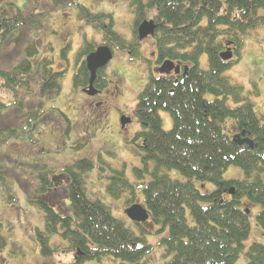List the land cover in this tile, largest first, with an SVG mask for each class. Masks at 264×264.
Returning a JSON list of instances; mask_svg holds the SVG:
<instances>
[{
	"label": "trees",
	"instance_id": "16d2710c",
	"mask_svg": "<svg viewBox=\"0 0 264 264\" xmlns=\"http://www.w3.org/2000/svg\"><path fill=\"white\" fill-rule=\"evenodd\" d=\"M0 1L7 4L5 0ZM131 2L135 21L132 38H127L113 27L112 14H94L85 7L81 12L90 24L102 30L104 44L114 52L117 49L129 51L131 59H138L141 58L138 51L139 25L148 17L147 10L155 9L159 61L169 58L189 64L190 68L184 80L181 81V77L175 84V78L157 77L148 67L147 83L137 103V114L143 129L132 139L135 144L138 143L136 153L141 155L145 166L134 167L136 182H132L123 170L106 164L112 174L107 191L113 198L124 197L125 206L138 201V195H141L152 224L161 223L169 228V234L161 239L163 255L169 256L165 264H236L251 232L252 213L248 214L247 210L254 205L260 206L256 220L264 229V124L256 116L255 103L244 86L225 74L231 66L222 60L220 53L231 44L239 57L246 33L264 24V0ZM4 9L2 5L0 13ZM2 15L6 16L3 12ZM6 17L0 21L4 31L0 33V52L11 34L9 32L18 26L17 21L22 25L27 21L42 25L44 15L33 12L23 15L18 11V14ZM106 22L110 23L105 25ZM96 46L94 41L86 40L79 47L77 69L73 75L76 89L89 82L90 70L85 58ZM69 47L70 44L66 43L61 48L63 58H66ZM51 49L54 50L52 46ZM203 54L208 57L207 69L200 65ZM54 62L55 57L46 58L39 54L33 40L26 48V55L13 68H0V93L3 91L8 95L1 97L0 109L12 98H18L14 101L21 106L14 109L11 124L0 128V149L6 141L11 138L17 140L25 132L20 127V120L21 113L27 110L30 111L25 116L26 122L33 125L28 132V140H39L44 144L42 136L47 131L70 138L72 128L81 120L85 127L83 133L77 135L76 148L88 145L86 138H90V133L85 131L100 121V114L94 113L96 111L88 106L82 107L84 97L81 105L77 104L76 108L71 105L75 108L74 112H79L74 121L75 113L70 116L65 105L57 104L54 98L43 99L45 96H56L62 89L66 68L56 71ZM106 77L105 70L100 69L96 86ZM208 94L214 95V98L209 100L206 97ZM46 100L52 103L45 109ZM233 102L235 106L231 104ZM162 109L172 116L171 129L163 128ZM244 129L255 138L254 147L234 142L233 133ZM25 144L26 141L22 145L15 143L16 150L20 151ZM38 149L44 150V146L39 145ZM94 158L92 150H82L78 161L67 167L72 181L62 188L57 187L54 197L49 194L54 189L49 169L45 168L39 175V187L35 194L29 195V202L37 205L44 217V228L36 229L34 235L44 259L40 264H57L55 253L66 251L75 252L74 264L102 261L104 258H112L118 264L150 263L153 248L145 238L114 216L106 202L88 197L84 174L95 168ZM1 160L0 156V178L5 179L4 174L11 175V171L3 169L2 174ZM150 162L154 163L152 171L148 167ZM232 165L242 168V178L224 177V172ZM168 170L179 171L183 179L173 178ZM146 173L151 176L148 181L143 180ZM206 183L212 184L213 189L203 186ZM232 187H235L234 194L230 193ZM47 197H51L52 203H47ZM10 198L14 209L18 210V200L12 195ZM2 220L0 211V253L7 246ZM146 229L151 233L159 230L149 226ZM54 233H60L65 243L52 246L50 238ZM247 255L248 264H264V243H251Z\"/></svg>",
	"mask_w": 264,
	"mask_h": 264
},
{
	"label": "rangeland",
	"instance_id": "374dc122",
	"mask_svg": "<svg viewBox=\"0 0 264 264\" xmlns=\"http://www.w3.org/2000/svg\"><path fill=\"white\" fill-rule=\"evenodd\" d=\"M35 1L5 0V2H11L13 5L0 1V7L5 6L10 15L15 14L16 8L27 15L33 8ZM78 1L79 3L75 4L70 0H41L38 11L47 14L44 17L43 25L41 23L39 25L32 24L30 21L24 22L22 25L17 21L18 26L10 32L11 34L4 41L0 52V68L2 69L13 68L16 62H19L26 55V48L33 40L39 48L40 55H45L46 58L55 57L53 65L56 71L66 68L62 77V89L56 96H45L43 99L54 98L57 104L65 105L70 116H74L75 113L74 118H72L73 121L76 117H79V112L77 110L74 112V109L77 104L80 105L82 98L85 96L83 90H74L73 75L77 69L76 54L85 38L90 40L93 37L100 42L103 37L102 34L98 33L102 32L96 26L86 23L92 28V30H88L86 24H83L82 18L79 16V13H82L81 5L89 7L94 14L108 15L112 13L114 28L127 38H132V27L135 24L134 13L131 11L132 0ZM156 12L155 9H148L147 15L153 17ZM108 24L109 22L105 23V25ZM66 30L68 33L65 32ZM66 43H69L71 47L66 50V58H63L60 52ZM51 46L54 50L51 49ZM142 46L143 56H149L153 49L156 50L154 36L144 40L140 48ZM240 53L239 59L233 62V65L227 69L225 74L244 86L248 96L255 102L256 112L264 116V26L251 30L245 43L242 44ZM129 55L121 50H115L113 58L106 67L109 77L115 79L117 89L115 94L110 96L108 108L102 113L96 112V114H100V121L85 131L87 134L90 133V138H86L87 141L89 140L88 143L86 142L88 145L85 147L76 148L77 135L82 134L85 127L81 120L78 121L79 125L76 124V127L72 128L70 138H66L67 135L65 134L61 136L62 134L58 132L52 131L49 133L47 131L42 136L44 137V144H42L39 140L38 142L28 140V132L33 128V125H28L25 116L28 115L27 112L30 110L21 113L20 127L25 132L21 133L17 140L5 142L0 149L2 174L4 173L3 169L11 171V175L4 174L5 179L0 178V211L1 219H3V234L7 241V246L0 253V264H40L41 260H44L34 240L36 229L44 228V217L42 211L37 208L38 206L29 202V195L35 194V190L39 187V174L45 168L53 172L52 170L55 168H63L66 165L75 163L80 158L82 150H85V152L92 150L95 155V168L84 174V184L87 186L88 197L100 198L109 204L114 216L122 220L133 232L144 236L153 245L151 257L154 258L148 264H164L169 258V256L165 257L163 255L164 245L161 243V239L169 234V228L157 223L155 227L159 230L156 233L143 231L126 215L123 207L124 199L113 198L107 191L109 176L112 174L106 164H110L114 169L123 170L132 182H136L133 173L134 167L145 166L141 155L136 153L138 144H135L132 139L142 127L136 110L139 94L147 83L146 66L148 67V64L144 59H131ZM60 61H63V63L60 64ZM200 65L204 69L208 68L207 54L202 55ZM6 96L8 95L3 91L0 93V98ZM206 97L212 100L214 95L208 94ZM17 99L12 98L10 102H6V105L1 107L0 128L11 124L14 109L21 108L14 101ZM51 103L46 100L44 108L49 107ZM72 104L75 108L71 106ZM231 104L235 106L234 102ZM56 107L60 108L58 105ZM160 115L163 128L166 130L171 129L173 120L169 111L162 109ZM123 116L131 118V122L125 128L122 126ZM81 125L83 126L81 127ZM12 126L16 125L12 124ZM24 141L27 142L25 147L20 151L16 150L15 143L22 145ZM39 145H43L44 150H39ZM101 167H104V169H101ZM148 167L152 171L154 163L150 162ZM168 173L173 178L183 179L182 174L177 170H168ZM243 176L242 168L235 165L228 167L224 172L226 179L242 178ZM150 177V174L146 173L143 180L148 181ZM198 185L201 189L204 188L202 184L199 183ZM205 186L209 190L213 189L210 183H206ZM10 195L18 200L16 202L20 206L18 210H16V207L14 209ZM140 196L138 195V197ZM259 210L258 205H254L252 208L250 236L244 242V251L240 254L236 264H248L247 251L251 243H264V233H262V227L255 216ZM14 220L16 221L14 222ZM63 241L60 233H54L50 238L52 246ZM55 254L57 258L55 260L59 264L72 261L68 254L63 252H56ZM84 264L117 263L110 258L102 261L89 260Z\"/></svg>",
	"mask_w": 264,
	"mask_h": 264
},
{
	"label": "water",
	"instance_id": "95a60500",
	"mask_svg": "<svg viewBox=\"0 0 264 264\" xmlns=\"http://www.w3.org/2000/svg\"><path fill=\"white\" fill-rule=\"evenodd\" d=\"M155 29V25L153 21H145L143 22L139 27V34L140 37L146 38L149 35H153ZM224 59H229L232 55L228 52L221 55ZM113 58V52L109 47H100L95 52L88 55L86 61L87 66L91 71V81H90V87L93 85L94 78L96 77V72L99 68H102L106 66L110 60ZM177 69V71H180V67L175 66V64L171 61H165L160 69L161 72H169L173 68ZM129 122L128 118L123 117L122 123L125 125ZM245 135V132L242 133ZM234 141L238 144H244L247 143L250 146H253L254 141L249 138L245 137L242 138L241 135H235ZM231 193H234V189L231 190ZM127 214L130 218L136 221L144 222L149 218L148 211L141 205H134L131 208L127 209Z\"/></svg>",
	"mask_w": 264,
	"mask_h": 264
},
{
	"label": "flooded vegetation",
	"instance_id": "af4514ba",
	"mask_svg": "<svg viewBox=\"0 0 264 264\" xmlns=\"http://www.w3.org/2000/svg\"><path fill=\"white\" fill-rule=\"evenodd\" d=\"M62 31V29H61ZM154 54V53H153ZM153 68L157 70V67L159 66L158 63H154V61H158L157 58V52L153 55ZM181 73H183V68L181 69ZM176 73L173 71L170 74L166 75L168 78H172V76H175ZM176 78L178 76H175ZM107 79L103 81L102 83H98L96 87V90L94 91V94L87 95V97H84V103H82V107L88 106L89 109L96 112H104L107 108V104L110 100V96L115 94V90L117 89V84L114 82L115 79H110L108 76ZM81 105V104H80ZM81 108V106H79ZM66 176L63 173H60L59 178H62Z\"/></svg>",
	"mask_w": 264,
	"mask_h": 264
}]
</instances>
